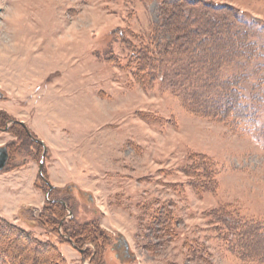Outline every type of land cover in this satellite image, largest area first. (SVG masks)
Here are the masks:
<instances>
[{
  "label": "rangeland",
  "instance_id": "obj_1",
  "mask_svg": "<svg viewBox=\"0 0 264 264\" xmlns=\"http://www.w3.org/2000/svg\"><path fill=\"white\" fill-rule=\"evenodd\" d=\"M167 1L0 0V264H264V0Z\"/></svg>",
  "mask_w": 264,
  "mask_h": 264
},
{
  "label": "flooded vegetation",
  "instance_id": "obj_2",
  "mask_svg": "<svg viewBox=\"0 0 264 264\" xmlns=\"http://www.w3.org/2000/svg\"><path fill=\"white\" fill-rule=\"evenodd\" d=\"M18 127H21V129H23V131L25 132L27 137L30 139V141H32L33 143H36L42 149V152L44 149L43 143L41 144V142L37 141L38 139H34L33 137H32L33 139H31V134L27 131L26 127L23 124L15 123V121H12V123H10L9 126L7 124V127H3V128L0 127V133L8 134L11 136V141L9 143L6 142V143L0 144V147H5L7 155H8V160L6 162V166H5L4 170L9 168L10 164L12 163L14 158L16 157L17 152L15 154H13L14 149L16 151V149H18L19 146L21 145L20 142L22 141L21 140L22 137L19 136V131L17 130ZM41 158H42V156L40 155L39 156L40 161L38 160L39 165L42 163L41 160L43 158L42 159ZM4 170L2 172H4ZM41 174H42V172L39 169L38 176L40 177L41 180H43V177ZM43 181L47 184V182L45 180H43ZM52 190L53 189L51 188V186L48 185V193H51ZM47 197H48V194H47ZM47 201H48V203L43 205V210L40 211L41 214L39 215L40 216L39 218H41L42 223H46L47 221H49L52 218L54 219V215L50 213L51 205H61L62 207H65V208L67 207L66 201L62 198L61 199L48 198ZM66 220H67L66 216H63L60 218V221H58V223H59L58 226L60 227V229H62V225L64 223H66ZM60 229H59V231H61ZM105 241L108 242L110 249H111V252L114 254V257L116 259H118V261L120 263H124L126 261L133 259V256L129 251L128 244L122 238H120V237L116 238L115 235H114V237H111V235H105ZM100 246H102V245H100ZM77 249H78L77 251L79 252L81 257H83V255H84L83 249H81L79 247ZM93 255H94V253H93Z\"/></svg>",
  "mask_w": 264,
  "mask_h": 264
},
{
  "label": "trees",
  "instance_id": "obj_3",
  "mask_svg": "<svg viewBox=\"0 0 264 264\" xmlns=\"http://www.w3.org/2000/svg\"><path fill=\"white\" fill-rule=\"evenodd\" d=\"M172 1H175V0H172ZM165 2H169V1H167V0H165ZM164 2V3H165ZM141 61V60H140ZM141 62H138V65L137 66H139L140 65V67L138 68V71H140L141 69H142V66H141V64H140ZM56 207H57V205H52V208L53 209H51L50 210V212H56L57 213V210H56ZM63 210H64V208H63ZM55 214V213H54ZM61 218V217H60ZM58 221H60V219L58 218L57 220H54V219H50L49 221H47L46 223H47V225H50V226H52L53 228H55V227H57L58 225H59V223H58ZM0 222L1 223H3V222H5V221H3V220H0ZM4 224V223H3ZM5 224H6V222H5ZM11 227V226H10ZM64 227V224L62 225V228ZM11 229L13 230V232L15 233V234H17L18 235V237H21L22 239H26L27 241L28 240H30L32 243H34V244H37L38 246H41L42 244H41V242H37V241H35V238H33V237H29V236H27L26 234H24L23 232H21V231H16V229H14L13 227H11ZM53 231H56V229H53ZM66 231V230H65ZM57 233V232H56ZM65 233V232H64ZM84 236L86 237V236H88V237H94V236H96L97 237V244H94L96 247H98V246H100V245H102L103 243H104V241H105V235L103 236V237H99V236H97L96 235V232L94 233V231H92V229L90 228V227H88V229H85L84 231H78L77 233H74L73 235H71L70 236V238L72 237V240L74 241V240H78V239H80V238H84ZM17 237V239H16V237H14L15 239H14V241H16V240H18V239H20V238H18ZM13 239V238H12ZM13 241V240H12ZM19 241V240H18ZM18 241H16L17 243H18ZM22 241H24V240H22ZM95 241V240H94ZM87 242H89V241H85L84 243H87ZM102 242V243H101ZM20 243V242H19ZM18 243V244H19ZM76 243V242H75ZM22 244V243H21ZM77 244V243H76ZM90 244V243H89ZM41 247H43V256H42V258H37L38 260H40V264L42 263V264H67V262L65 261V259L63 258V256L60 254V252L56 249V248H54L53 246H49V245H44L43 244V246H41ZM51 252V253H50Z\"/></svg>",
  "mask_w": 264,
  "mask_h": 264
},
{
  "label": "water",
  "instance_id": "obj_4",
  "mask_svg": "<svg viewBox=\"0 0 264 264\" xmlns=\"http://www.w3.org/2000/svg\"><path fill=\"white\" fill-rule=\"evenodd\" d=\"M37 141H39V140H37ZM39 142H41V141H39ZM41 144H42V142H41ZM45 151H46V148L44 147L43 154L45 153ZM7 160H8V155H7L5 147H0V173L4 170Z\"/></svg>",
  "mask_w": 264,
  "mask_h": 264
}]
</instances>
